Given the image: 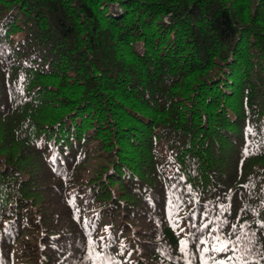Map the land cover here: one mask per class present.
<instances>
[{"label":"trees","instance_id":"trees-1","mask_svg":"<svg viewBox=\"0 0 264 264\" xmlns=\"http://www.w3.org/2000/svg\"><path fill=\"white\" fill-rule=\"evenodd\" d=\"M262 225L264 0H0V264H264Z\"/></svg>","mask_w":264,"mask_h":264},{"label":"snow or ice","instance_id":"snow-or-ice-1","mask_svg":"<svg viewBox=\"0 0 264 264\" xmlns=\"http://www.w3.org/2000/svg\"><path fill=\"white\" fill-rule=\"evenodd\" d=\"M246 154H247V150H246ZM54 162V161H53ZM204 227H207V225H204ZM262 227H264V225H262ZM213 231H215V229H213ZM233 231H235V226L233 225ZM242 237L241 236H237L236 237V240L233 241L231 240L230 238H222L221 236H215L214 237V240H215V243L212 245L211 249H209L208 247H204L203 250H202V253H206L208 252L209 250H211L212 252H215V253H221V252H233L235 253L236 251L239 250V244L240 242L242 241ZM91 244L92 242H90V247H91ZM180 244H181V251H185L186 250V247H187V242L182 240L180 241ZM199 244H207V241L206 240H200L199 241ZM245 251H247V248H245ZM91 254L89 255V259H91ZM235 259L237 261H239L241 259V257L237 256L235 257ZM232 260H233V257L232 256H229L227 257L226 260H222V261H216L215 259H213V264H232ZM201 264H208V260L207 259H204L202 260ZM257 264H259V262H257Z\"/></svg>","mask_w":264,"mask_h":264},{"label":"rangeland","instance_id":"rangeland-1","mask_svg":"<svg viewBox=\"0 0 264 264\" xmlns=\"http://www.w3.org/2000/svg\"><path fill=\"white\" fill-rule=\"evenodd\" d=\"M18 260H19V262H20L21 264H25V263H26L24 260H22V258H21V257H20V258H18Z\"/></svg>","mask_w":264,"mask_h":264}]
</instances>
